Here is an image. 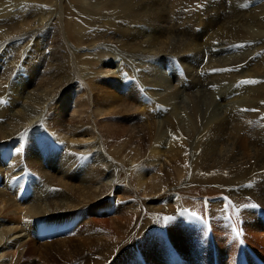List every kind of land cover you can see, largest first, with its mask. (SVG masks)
<instances>
[{
	"label": "bare ground",
	"instance_id": "bare-ground-1",
	"mask_svg": "<svg viewBox=\"0 0 264 264\" xmlns=\"http://www.w3.org/2000/svg\"><path fill=\"white\" fill-rule=\"evenodd\" d=\"M194 1L0 0V264H59V258L65 261L62 264H105L110 261L112 251L120 250L125 244L124 238H134L131 233V216L136 220L139 217L142 221L146 218L144 210L158 215L168 214L169 210H174L169 213L175 214L172 212L183 209L181 199L170 195L175 189L171 191L170 183L164 182L167 180L162 175V170L166 169V164L161 161L164 157L169 162L174 160L188 164L185 169L189 173L184 180V187L195 183L199 185L194 186L226 187L225 189L236 186L239 190L243 188L244 194L249 195V204L264 207V191L260 189L264 183V159H258V156L264 157V151L261 152L264 145L261 144L262 149L256 148L259 142H264L263 58L250 70L244 71L241 68L244 74L238 71L233 74L228 72V66L240 64L238 59L233 63L229 59L216 64L212 59H208L206 64L197 62L204 52L203 48L211 47L212 43H241L244 42V35L252 36L251 39L247 38L251 41L264 40L263 0H250L252 4H261L254 10L245 7L246 15L254 17V20L249 19L251 21L245 27L244 0H232L237 9L234 11L230 7L229 11L237 14L234 15L233 12L230 17L229 12L223 22L216 21L218 24L212 18L205 19L206 23H201L203 18L196 20L198 12L197 9L194 10ZM11 7L15 10L8 11ZM208 10L211 14L215 11L212 6ZM6 12L9 14L6 15ZM173 12L174 19L180 17L185 21L193 13L194 19L198 21L196 24L199 33L204 31V27L200 25L205 24V30L210 35L207 34L202 41L199 38L203 37H191L192 40H188L185 37L166 36L164 16ZM56 23L59 32L56 33L57 38L53 37V56L50 61L51 58L47 59L50 56V43L44 42L50 35L52 37L54 32L51 31ZM23 37L28 39L25 49H21L16 40L20 41ZM35 38L39 50L32 46ZM9 44L13 47L12 54L9 55L8 52L6 55V51L10 49H7ZM166 53H171V57H176L181 63L187 62L183 65V71L178 65L174 66L175 69L166 65L163 67V75V69L158 75L153 72L154 66L148 72L142 68L146 63L148 66L154 64L158 59L156 56ZM243 55L240 54L241 57ZM41 69L44 70L43 75L40 73ZM222 70L225 71L221 72ZM103 76L116 79L119 88L125 90V93L130 90L129 85L135 84L129 81L136 80L140 87H144V93L151 101L147 97L142 98V113L130 115L131 106L122 100L117 102L115 97L113 99L98 87V90L95 88L92 82H98ZM240 78H244V89L235 100L223 103L225 114L218 108L213 109L212 95L225 91L229 84ZM168 81L173 84H168ZM85 85H88L89 94L86 93ZM67 86L73 87L75 92L86 94L77 103L80 114L84 117L79 121L78 127H61V124L56 123L60 128L56 130L59 134L52 135L55 139L52 142L47 136L41 137L47 129L44 123L52 117L48 116L46 106L55 97L63 95ZM64 98L68 100L66 95ZM160 112L165 114L159 115ZM105 116H120L127 119V122L129 119H136L139 123L132 127L130 124L124 126V141L121 144H109L110 141L117 143L122 136L116 137L114 133V137L111 133H104L109 141L100 137L95 130V124L98 123L95 118L100 117L101 120ZM146 116L151 117L152 121L146 122ZM65 130L71 138L65 137ZM32 135L41 138L39 150L36 149L37 156L40 163L45 164L43 167H47V170H43L42 166L36 169L43 174L42 178H35L40 181L39 184L33 178L27 180L30 173L26 175L24 171L30 158V144L35 140H31ZM256 135L259 136L258 143ZM153 164L158 167L157 176L147 179L142 173V167L136 171L133 181L135 188L141 189L143 195L148 197L146 205H138L139 202L131 195L125 197L126 201L121 206L120 200H113L111 203L110 199L115 191L126 192L125 187L120 191L118 186H131L130 177L135 167ZM153 168L151 167L152 170L155 169ZM198 190L196 188L191 191L189 196L197 195ZM231 190L242 194V191L235 188ZM201 192L204 194L202 190ZM189 201L188 207L193 210L200 204L194 200ZM238 201L242 202L240 199ZM15 204L17 207L24 205V220L21 222L22 217L18 214L22 211L15 208ZM109 204L119 208L111 211ZM245 204L242 213L244 221L254 217L245 209ZM82 207H94L98 216H104L105 212H115L122 214L121 217L124 214L129 217H117V220L110 217V230H106L94 226L92 219H87L89 215L86 212L76 213ZM219 207L212 206L214 209ZM12 208H15L14 212ZM73 215L84 220L70 227L69 233L73 234L81 226L85 227L86 241H82L81 246L78 242H66V236L61 241L42 246L29 242L49 240L50 232L51 237L54 235L52 218L57 220L58 217L64 219ZM89 248L94 253L89 257L90 260L85 261L84 257L87 255L84 253ZM64 250H68L69 254L62 258ZM35 254L39 255L37 263L29 259L26 261L29 255ZM221 259L227 264H239L238 255L235 262L223 257ZM79 260V263H74Z\"/></svg>",
	"mask_w": 264,
	"mask_h": 264
},
{
	"label": "rangeland",
	"instance_id": "rangeland-1",
	"mask_svg": "<svg viewBox=\"0 0 264 264\" xmlns=\"http://www.w3.org/2000/svg\"><path fill=\"white\" fill-rule=\"evenodd\" d=\"M190 1H192V0H190ZM195 1H194V5H195L194 10L197 9V12L199 13V14L198 13L196 14L197 17H195L192 13L191 18L188 17L186 21L181 20L180 17L179 18L176 17V19H174L176 11L171 13L170 15H167L166 17L164 16V21L167 24L165 26V29H166L165 32L167 34V35L165 34L166 36L185 37L188 40H190V39L192 40V38L196 39L197 37L198 38L203 37L202 39L199 38L202 41V40H205L206 37L210 34L208 33V31L205 30L206 29L205 24L202 26L200 25V27H202V28L204 27L203 28L204 31L202 33H199L198 28H197L198 26L196 24V22H198V21H196L197 19L201 18V20H202V18H203L201 23H206L207 18H212V20H214L215 23H217V22L219 23L220 21L223 22V20L226 19L230 13H231L230 17H232L233 14L234 15L237 14V12L236 13L234 12L237 9V7H236L237 5L232 0H210V1L209 0H195ZM209 3H211V4H209ZM234 3L236 6L234 5ZM263 3H264V0H263ZM196 5L198 6V8ZM258 5H261V4H258ZM258 5L252 4L250 0H244V27L251 21V20H249L250 18L254 20V17L252 15H246L245 7H248L249 10H254L255 8H257ZM209 6H212V8L215 10V11H213V14H211V12L208 10ZM190 7L192 8L193 5ZM199 7H200V9H199ZM230 7H232V9L233 10L235 9V10L229 11ZM201 8H203V10ZM13 9L15 10V8L11 7L8 11H11ZM216 9H217V11H216ZM184 11L186 13V10H184ZM221 11H222V13H221ZM7 14H9V13L6 12V15ZM205 14H210V15H205ZM225 14H227V15H225ZM161 16H162V14H161ZM194 17L196 20L194 19ZM169 21H170V23H169ZM176 22H179V23H176ZM10 23L11 22H9V24ZM14 24H16V23H14ZM180 24L182 25L181 26L182 28L180 27ZM8 26H10V25H8ZM176 26H177V28H176ZM55 27H56V29H55ZM57 27H58V23H56L54 25V28L51 31V33L54 32L53 33L54 35L52 34V37H51V35L49 37H47V39H46L47 41L44 42V43L48 42L47 44L50 43V48H49L50 54L47 53L48 55H50L47 57V59H49V60L51 58L50 61H52V56H53L52 52H51L52 51L51 50L52 42L54 39L53 37L57 38L56 33L58 34V32H59V29ZM40 28H42V27H40ZM179 28H180V31H179ZM181 29H182V31H181ZM178 32H180V33L178 34ZM203 34H204V36H203ZM250 37L252 38V36H250ZM250 37L247 35H244V42H241V43L235 42V43H231V44H227V45L223 44L224 46L222 44H219L220 45L219 46L217 43H212L213 45L211 47H207V46H205L204 48L202 47L204 49L203 50L204 52L202 53L201 58L197 59L198 60L197 62H199V64H204V63L206 64L208 59H210V60L212 59L213 62L216 64V63H218V61L229 59L230 63H233L238 59V61H239L238 63H240V64L236 63V64H234V66H228V70H229L228 72L229 73L232 72L231 74L236 73L237 71L241 72L240 74H242V72L244 74L245 70H247V69L250 70V68H254L256 66V64L262 60V58H263L262 65H264V45H263L264 40L261 39L260 41H251V40H249V39H251ZM247 38H249V39H247ZM36 39L37 38L34 39L35 42L33 41V45H32L33 47H36V43H37ZM16 40L18 41V43H20L21 49H25L27 47V44H28L27 40L28 39H26L25 37H23L20 41H19V39H16ZM55 41H56V39L54 40V42ZM9 45L10 46H8L7 49L8 48H10V49H9V51H6L7 52L6 55L8 54V52H9V55L12 54L13 47H12V44H9ZM39 48L40 47H36L37 50H39ZM258 49H260V50H258ZM107 52L110 54V51H107ZM237 53H239V54H237ZM234 54H237V55L234 56ZM240 54H244V55L241 57ZM163 55H164V57H163ZM163 55L161 54V55H158L156 57L153 56L155 58H158L156 60V62L150 66H148L146 63V65L143 66L142 68L144 70H146V72H148L154 66L153 72L160 74L161 73L160 70L163 69V72H162V75H163V73H164L163 67H165L166 65H170L173 67L175 65H177L176 63L171 61V59L174 58V56L171 57L172 56L171 53H168V54L166 53ZM231 56H233L232 59H231ZM234 57H237V58H234ZM186 63L187 62H182L183 65H185ZM220 65L221 64H219L218 67ZM232 67H233V69H232ZM214 68H216V67H214ZM174 69H175V67H174ZM203 69H204V67H203ZM219 69H221V67H219ZM40 71H41L40 73L43 75L44 70L41 69ZM223 71H225V70H222L221 72H223ZM128 73L132 74V72H128ZM203 74L205 75V72ZM103 77L99 78L100 80L98 79V82H96V81L92 82L95 84V88L97 90L99 88V90H101L103 93L105 92L106 95H108L109 97H111L113 99L115 97V100L117 102H119V100H122L123 103H126L127 105L131 106L130 108L132 109V111L129 112L130 115H136L137 116L140 113H142L143 108H142V106H140L141 105L140 100L142 98H145V99H147V98L145 96L141 97V87L139 86V83L136 80L132 79L129 81L130 83L132 82L135 84L129 85L130 90L125 93V90L119 88L120 86H119V84H117L118 82L116 79L109 77V76H105L104 78ZM107 77H109L110 79ZM43 78H44V76H43ZM170 82L173 84L172 81H170ZM170 82L168 81V84H171ZM87 87H88V85L87 86L85 85L86 93L89 94ZM231 87H233V88H231ZM101 88H104V89H101ZM243 89H244V78H240V79L235 80L232 84H229L227 86L226 90L223 91L224 93L221 92L218 95H212V97H213L212 100H213V105H214L212 108L215 110L218 108V110L220 109V111L222 113L224 112L223 114H225V111L223 109V105L228 104V102L230 103L233 100H235L237 97H239L240 96L239 94L242 93ZM81 93L77 92V91L75 92L73 87L67 86L64 90L63 95H61L60 97H57V98L55 97L52 100V102L50 101V103L48 104V106H46V108H47L48 116L51 115L52 117L54 116V118L49 117L50 118V120H48L49 122L46 121L44 123L45 128H47L48 130L46 129V131L42 133L41 137L45 138L47 136L48 138L47 137L46 138L48 140L51 139L50 141H52V142L55 141V139L53 138L52 135L53 134L54 135L59 134V132H57L56 130L60 129L56 126V123L61 124V127H64V126L65 127H67V126L68 127L69 126L78 127L79 121H81V119L84 116L80 114V110L78 109L79 107H78L77 103L81 102V99L86 95L84 93H82V94ZM124 93H125V95H123ZM64 95L67 96L69 101L64 98ZM61 97H63V98H61ZM69 102H71V104ZM242 111L244 113V109ZM163 113L164 112H162V113L160 112L159 115H161ZM93 116H95V115H93ZM56 118H57V120L59 119V121L55 120L56 121L55 122L54 119H56ZM146 118H147L146 122H149V120H150V122L152 121L150 119L151 117L149 118V116H146L145 119ZM95 121L98 122L97 124H95V126H96L95 130L97 131V133L99 132L98 134L100 135L101 138L108 139V141H109V137L108 136H107L108 138L105 137L104 133H108L109 135L112 134V136H114V137H115V135H116V137L122 136V138L120 140L116 141L117 143L110 141L109 144H111V143H113V144H119L120 143L121 144L124 141V138H123L124 126H129V124H130V126L132 127V125L135 126V125H138V123H139L136 119H129V122H127V119H124L120 116H110V117L105 116L101 120L99 117V118H95ZM227 124H229V123L227 122ZM110 130H111V132H110ZM49 133H50V135H49ZM63 133H66L65 137L71 138L70 134L67 133L66 130ZM114 133H115V135H114ZM120 133H121V135H120ZM242 133H243V139H244V132H242ZM258 137L259 136L256 137V142H257ZM33 138L35 139L34 140L35 144L32 142L30 144V148H29L30 158L26 162L27 165H26V169L24 170L26 172V175H27V173H30V176H31V177L29 176L30 179L31 178H33V179L42 178L43 174L41 172H37V170H36L37 168L42 166L43 170H47V167H43L45 164L40 163V158L38 157L39 155L37 154V152H38L37 150H39L38 144L41 142L40 141L41 138L39 139V138H36L34 135H32L31 140ZM261 144L264 145V142H259V145H256V148L257 149L264 148V147H262L263 145H261ZM159 148L161 149V151H163V149L161 147H159ZM263 151L264 150H261V152H263ZM260 153H259V155H260ZM33 155H34V158H33ZM258 159L260 161H262L264 159V157L258 156ZM161 161H163L164 164H166V169L162 170V175H164L167 178V180H164V182L170 183L169 184L170 188H172L171 191L173 189H175L173 192H171L170 195L172 198H175V199L180 198L181 199V204H182L183 209L172 212L175 214L169 213L170 211H174V210H169L168 214L161 213L158 215H155V212H153V211L144 210L145 213L144 212L143 213H144L146 218L143 219L142 221L139 217L136 220V218L131 216V233H133L132 235H134V238L133 239L131 238L132 240L131 239L126 240L124 238L123 244L124 243L125 244L122 245L123 246L121 248L122 250L118 249L117 251H112L113 255H112L111 260L108 262L106 261L105 264H210L209 248L214 243H215L216 253H217L219 261L223 257L224 259H226L228 261L235 262L237 260V255H238L237 239L243 240L244 238H245V242H246L247 247H249L250 250L252 249L251 247H253L254 250L253 249L252 250L255 251V253L258 254L262 259H264V244H263V241H264V239H263L264 238V215L262 216V214H264V207L263 206H260L257 204H249V203H251V200L249 199L250 200V202H249V200L247 198L249 195H247V193L244 194L243 188L239 190V188H237L236 186L231 187V188H235L238 191H242V194L235 193L234 192L235 190H231V188L225 189L226 187H221L222 188L221 189V188H218L216 186H212L213 188L211 186L205 187L204 185H202L201 187L194 186V185H199L198 183H195L194 185L189 186V187L185 186L186 187L185 188L184 187V185H185L184 180L186 179V175L189 173V170H187L185 168L188 167V164L187 163L181 164V162L178 163L174 160H170V162H171L170 163L169 160L165 159V157L162 158ZM81 162H83V161H81ZM156 165H159V163H156ZM156 165L153 164L152 166L150 165L148 167H147V165H142V166H139V168L135 167L134 168L135 170L133 169L134 173L132 172V175L130 177V185L132 187L128 186L129 187L128 188L127 185L118 186V189L120 191H121L122 187H125L126 192L122 193V192H119L118 190L115 191L113 197L111 198L112 200L110 199L111 203H113L116 200H120L119 205L121 206L126 201L125 199L129 195H131L136 199L137 202H139V204L136 202L138 205H142V206H143V204L146 205L145 203L149 202V200H147L148 197L146 198L145 197L146 195H143V192L141 191V189L135 188L136 184H134L133 181L135 179V174H137L136 171L140 170L142 167H143L142 169H144L142 173L145 175V177L147 179L148 178L152 179L153 176H157V174H158L157 168L158 167L156 168L155 167ZM151 167H154L155 169L153 168L154 170H152ZM136 168H138V169H136ZM149 168H150V170H149ZM184 171H186V172H184ZM182 173H183V175H182ZM179 178H181V179H179ZM188 181H190V180H188ZM26 183H27V181H26ZM26 183H25V187L27 189ZM39 183H40V181H37V184H39ZM152 183H154V182L152 181ZM186 184H189V183H186ZM262 184H264V183H262ZM262 184H261L262 187L260 186V189L262 191H264L263 190L264 185H262ZM73 186H77V185H73ZM196 188L199 189L196 192L197 195L192 194L193 196H189V194L191 195V191L195 190ZM224 189H225V191H224ZM201 190L204 192V194L201 192ZM68 194H69V192H68ZM122 194H124L123 197H122ZM150 197L154 198V195H151ZM237 198L240 199L242 202H239ZM189 200H192V201L194 200L196 203H198V204L200 203V204L197 207H194V210H193L190 207H188V202H190ZM234 200H235V202H234ZM110 201L108 200V202H110ZM246 202H247V204H249L248 206H247V204H245ZM244 204H245V209L254 215V217H252L250 220H248V218H247L244 221V217L242 216V213L244 212ZM171 205H173V202ZM215 205H219L220 207L218 209L212 208V206H215ZM253 205H255V207H253ZM110 206H111V211H114V209L116 210L117 208H119V206L114 207L113 204H111ZM16 207H17V205L15 206V208ZM241 207L243 209H240ZM15 208H12L13 211H12V209H11V211L14 212ZM17 208L21 209V211H22L21 214L20 213L18 214V216L20 218L22 217L20 220V222H21L24 220V217L22 215L23 211H24V205L21 204ZM82 208L77 209L76 213L86 212L85 214L89 215V216H87V219L88 220L92 219L91 222L94 224V226L100 227V228L106 229V230L107 229L110 230V224L108 223L110 217L111 218L115 217L114 219L117 220L119 217H121L120 215H122V214L118 215L119 213H115V212H114V214L113 213L110 214L108 212H105L104 216H102V215L98 216V213H96L93 210L94 207H93V209H91L89 207H86V208L84 207L83 209ZM89 212H90V214H89ZM94 212H95V214H94ZM123 217H129V215L124 214L121 218H123ZM242 217H243V219H241ZM56 219L57 220L52 218L53 225H51V228H52V230H54V235L51 237L50 236L51 232H50V234H49L50 239L49 240L47 239L48 241L46 240V241H35V242L29 241V242L34 243L37 246H39V245L42 246V244L46 245V244L55 243L57 241H61L62 240L61 238L66 236L65 237L66 242H73V243L78 242V244L81 246L82 241L85 240V236H86V234H84L85 227L81 226L82 228L80 227V229H78L77 232L75 231V233H73V234H69V233L71 231L70 227L72 228L73 226L78 225L80 221L83 222L84 220L81 217H76V215H73L72 217H69V218L61 219L60 217H58ZM62 222H63V224L67 223V225L62 224L60 226L59 223H62ZM70 223H74V225H71ZM56 228H57L58 232L55 231ZM164 233H165V240H164V244H163L162 243L163 241H160V240H163ZM67 234H69V235H67ZM233 235H234V239H233ZM166 236H168L167 240H166ZM166 241L168 243H171L172 247H174L175 250L168 248L167 249L168 251H167L166 249H164V247L167 246ZM137 245H138V250H137ZM92 253H94V250L92 248H89V250H85L84 255H87L86 257H88V258L84 257V260L85 261L87 259L90 260L89 257L92 256ZM138 253H139V255H138ZM61 254H62V258H64L65 256H68L69 252H68V250H66V251L64 250ZM140 256H143L145 261L143 258L141 260ZM28 259L30 261H34L35 263H37L39 261V255H37V254L29 255L28 258H26V261H28ZM58 261H60L59 264H62L63 262H65L64 260L62 261L60 258L58 259ZM79 262H80V260L76 261L74 263H79Z\"/></svg>",
	"mask_w": 264,
	"mask_h": 264
},
{
	"label": "snow or ice",
	"instance_id": "snow-or-ice-1",
	"mask_svg": "<svg viewBox=\"0 0 264 264\" xmlns=\"http://www.w3.org/2000/svg\"><path fill=\"white\" fill-rule=\"evenodd\" d=\"M254 81H247V83H253ZM253 207H255V205H253Z\"/></svg>",
	"mask_w": 264,
	"mask_h": 264
}]
</instances>
